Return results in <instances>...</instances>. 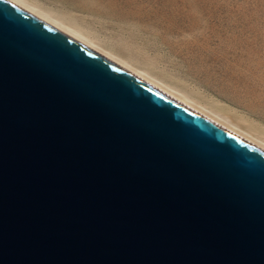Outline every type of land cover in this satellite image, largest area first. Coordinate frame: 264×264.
<instances>
[{
  "label": "water",
  "instance_id": "1",
  "mask_svg": "<svg viewBox=\"0 0 264 264\" xmlns=\"http://www.w3.org/2000/svg\"><path fill=\"white\" fill-rule=\"evenodd\" d=\"M0 264H264V155L0 1Z\"/></svg>",
  "mask_w": 264,
  "mask_h": 264
},
{
  "label": "rangeland",
  "instance_id": "2",
  "mask_svg": "<svg viewBox=\"0 0 264 264\" xmlns=\"http://www.w3.org/2000/svg\"><path fill=\"white\" fill-rule=\"evenodd\" d=\"M27 1L264 137V0Z\"/></svg>",
  "mask_w": 264,
  "mask_h": 264
},
{
  "label": "bare ground",
  "instance_id": "3",
  "mask_svg": "<svg viewBox=\"0 0 264 264\" xmlns=\"http://www.w3.org/2000/svg\"><path fill=\"white\" fill-rule=\"evenodd\" d=\"M0 1L18 11L19 13L23 14L24 16L35 21L36 23L40 24L41 26L52 31L53 33L57 34L58 36L69 41L70 43L76 45L87 53L93 55L104 63L110 65L121 73L127 75L133 80L139 82L145 87L151 89L152 91L158 93L164 98L170 100L176 105L182 107L183 109L189 111L195 116L201 118L207 123L213 125L214 127L220 129L226 134L232 136L238 141L264 155V137H261L258 134L256 135L255 133L253 134V132H251L252 130L250 131L249 129H247L249 127L248 124L245 123L246 128H244L239 125L238 122L233 121L230 116L203 106L194 98L181 91V89L179 90V87L176 88V86L158 79L157 77H155V75L153 76L148 70L139 67V65H136V62H131V59L129 60V58L127 59L125 58V56L123 57V55L121 56V53L119 54L112 51L111 47L109 49L107 47H104L103 45L98 44L93 37H90L87 33H85L82 28L73 23V21H68L64 17L56 15L55 12L53 13L49 10H43V8L41 9L40 7L27 0ZM228 110L227 112H229ZM254 128L252 126L251 129ZM261 130L262 129H260V131ZM258 132L259 130L257 131V133Z\"/></svg>",
  "mask_w": 264,
  "mask_h": 264
}]
</instances>
